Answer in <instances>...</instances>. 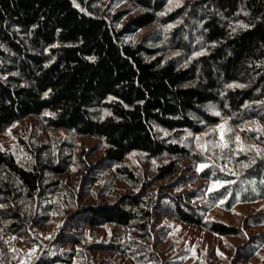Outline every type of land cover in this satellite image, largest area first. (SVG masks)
<instances>
[{
  "label": "trees",
  "instance_id": "obj_1",
  "mask_svg": "<svg viewBox=\"0 0 264 264\" xmlns=\"http://www.w3.org/2000/svg\"><path fill=\"white\" fill-rule=\"evenodd\" d=\"M27 119L22 153L0 146V264H264V210L207 214L264 200V0H0V134ZM35 126L102 152L72 162ZM107 170L122 192L109 175L94 191ZM174 222L228 238L225 259L193 256Z\"/></svg>",
  "mask_w": 264,
  "mask_h": 264
},
{
  "label": "rangeland",
  "instance_id": "obj_2",
  "mask_svg": "<svg viewBox=\"0 0 264 264\" xmlns=\"http://www.w3.org/2000/svg\"><path fill=\"white\" fill-rule=\"evenodd\" d=\"M178 2L179 1H175L172 4H170V6L177 5ZM102 111L105 110L104 109L100 110V113ZM34 120L35 119L22 120L19 123L15 124L13 127L9 128L6 132L0 134V146L12 148L16 150L19 154L22 153L21 149L19 148V145L17 144L15 133L22 131L24 127L29 133L30 128H32L30 124H32L33 126L40 125L39 121H37L34 124ZM34 129H36V135L38 136V139H44L46 141L47 150H51L55 152L58 151L59 147L63 148L62 152L71 153L72 162H74V155L76 154V152L78 151L81 145L82 146L85 145L86 147L93 145L94 147L99 148L97 152L93 151L91 153V157H95L102 152V147H103L102 144L100 142H97V140L92 137L90 138L88 136H79L70 131L66 132L63 129L51 130L38 126H35L33 130ZM33 134H35V132H33ZM236 140L239 142L242 140L241 134L239 133L236 134ZM68 142H72L73 144H69ZM20 160L22 163H26L30 161L28 156L25 154H21ZM125 163L128 164L135 171L136 170L139 171L140 166H150L151 168H153L152 162L149 163L146 162V160L141 156L137 155V153H131L126 158ZM75 168L78 169V166H76ZM108 175L111 177L110 180L111 184L108 188H106L105 195H108L110 193L112 194L120 193L125 189L124 185H128V183L125 180L123 179L121 180L116 175H110V170H107L104 175L100 176L101 181L99 184L98 183L92 184V188H94V191L99 187V185L102 184V182L106 180V177ZM73 176L75 175H73L72 172L66 174V177L69 179L73 178ZM220 184L221 182L218 181V182L210 183L209 186L214 187V185L219 186ZM262 210H264V200L251 202V203H239L228 211H224L219 207H215L212 208L210 211H208L207 214L209 217L212 218L222 219L232 224L241 225V223L244 221V217L247 214ZM261 228L264 229V224L260 226L252 227L249 230L253 232ZM48 230L51 231L52 230L51 227H48L43 232L44 235L49 234ZM171 233L173 234L171 236L175 240L178 239L180 240L179 242L180 245L183 244L184 246H188L191 249L193 256H199V257L206 256L208 261H213L215 263L221 261L222 259H225L226 252L229 248L226 242L228 238L221 237L219 235H213L207 230L195 225H186V224L180 225L179 223H175V222L172 224ZM171 236L168 235L167 239H172ZM229 240L234 241L235 238H232V240L231 238H229ZM157 249H159V247H157ZM218 251H220L221 255L218 254ZM262 251L263 252L261 254H264V250ZM100 254L105 255L104 257H107L106 261L109 264L110 263L126 264L127 262H129V259L120 258V256L117 254H111L109 252L107 253L101 252Z\"/></svg>",
  "mask_w": 264,
  "mask_h": 264
},
{
  "label": "snow or ice",
  "instance_id": "obj_3",
  "mask_svg": "<svg viewBox=\"0 0 264 264\" xmlns=\"http://www.w3.org/2000/svg\"><path fill=\"white\" fill-rule=\"evenodd\" d=\"M202 167H205V165H201V168H202ZM214 187H215V185H214ZM210 191H211V189H210Z\"/></svg>",
  "mask_w": 264,
  "mask_h": 264
}]
</instances>
